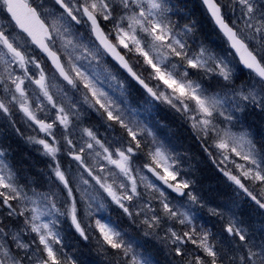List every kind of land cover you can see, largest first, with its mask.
Masks as SVG:
<instances>
[{"label": "snow or ice", "instance_id": "1", "mask_svg": "<svg viewBox=\"0 0 264 264\" xmlns=\"http://www.w3.org/2000/svg\"><path fill=\"white\" fill-rule=\"evenodd\" d=\"M196 9L198 27L173 0H0V264H264V0ZM101 59L184 101L198 173L114 109Z\"/></svg>", "mask_w": 264, "mask_h": 264}, {"label": "clouds", "instance_id": "2", "mask_svg": "<svg viewBox=\"0 0 264 264\" xmlns=\"http://www.w3.org/2000/svg\"><path fill=\"white\" fill-rule=\"evenodd\" d=\"M37 3L48 8L54 5V0H37ZM173 3L176 4V15L185 18L181 21L182 23L185 21L195 22L194 27L199 26V17L193 15L190 11V0H173ZM81 31L83 32V29ZM84 40L86 43L89 42L86 36ZM89 46H91L90 43ZM133 61L136 62L135 58H133ZM81 63L90 74H93L96 70L95 60H92L91 64L87 60ZM105 63L107 61L101 59L99 70L103 73V78L98 81V86L109 91L113 98L114 109L120 111L121 114L138 117L153 130L157 138L175 155L180 168H187L190 172L198 173L199 169L204 166L205 154L200 151L199 141L195 138V133L186 120L185 113L181 110L184 101L163 85L162 82L154 79L152 73L145 72L143 65L138 62L137 71L151 83L161 99H153L143 89L137 91V88L133 87L134 81L128 78L126 73L111 66L110 75L115 76L116 79L110 80L109 74L104 73L103 65ZM168 67L177 76L180 75L181 70L179 68L171 69V65H168ZM118 81L122 82V89L120 83H117ZM137 87L139 88L138 85ZM121 90L124 92L123 96L120 95ZM165 96L170 103L165 102ZM131 108H135L137 111L132 113ZM161 112L167 113V118L162 116ZM85 118H87V113H85ZM8 134H11V129L0 124V135ZM182 136L186 139H181ZM19 143H23L35 151L34 146L27 144L23 138H19ZM211 183H213L211 180L205 182V191Z\"/></svg>", "mask_w": 264, "mask_h": 264}, {"label": "trees", "instance_id": "3", "mask_svg": "<svg viewBox=\"0 0 264 264\" xmlns=\"http://www.w3.org/2000/svg\"><path fill=\"white\" fill-rule=\"evenodd\" d=\"M197 2H198V0H190V11H191V13L193 15H195V13L197 12V9H196ZM133 87L137 88V91H139V88L135 85V83H133ZM161 115L164 116L165 118H167V116H168V114L167 113H164V112H161ZM181 139H186V137H183L182 136ZM19 148H20V150L23 153H25L27 155L30 154L31 157L33 156V154H35L36 157H37V160H39L38 154L33 149L29 148L28 146L24 145L23 143H20L19 144ZM206 178L208 180H212L214 178L213 173H212V171H211L210 168L206 172Z\"/></svg>", "mask_w": 264, "mask_h": 264}, {"label": "rangeland", "instance_id": "4", "mask_svg": "<svg viewBox=\"0 0 264 264\" xmlns=\"http://www.w3.org/2000/svg\"><path fill=\"white\" fill-rule=\"evenodd\" d=\"M38 154V153H37ZM39 155V154H38ZM29 156H30V154H29ZM34 159H37V157H35L34 155L32 156Z\"/></svg>", "mask_w": 264, "mask_h": 264}, {"label": "flooded vegetation", "instance_id": "5", "mask_svg": "<svg viewBox=\"0 0 264 264\" xmlns=\"http://www.w3.org/2000/svg\"><path fill=\"white\" fill-rule=\"evenodd\" d=\"M35 157H36V155L35 154H33ZM38 158H39V156H38Z\"/></svg>", "mask_w": 264, "mask_h": 264}]
</instances>
